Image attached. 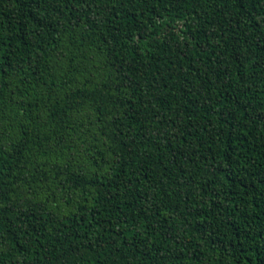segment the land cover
Wrapping results in <instances>:
<instances>
[{
  "label": "trees",
  "instance_id": "obj_1",
  "mask_svg": "<svg viewBox=\"0 0 264 264\" xmlns=\"http://www.w3.org/2000/svg\"><path fill=\"white\" fill-rule=\"evenodd\" d=\"M0 264H264V0H0Z\"/></svg>",
  "mask_w": 264,
  "mask_h": 264
}]
</instances>
